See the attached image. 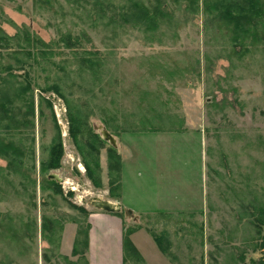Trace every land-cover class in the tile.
<instances>
[{
	"label": "rangeland",
	"instance_id": "obj_1",
	"mask_svg": "<svg viewBox=\"0 0 264 264\" xmlns=\"http://www.w3.org/2000/svg\"><path fill=\"white\" fill-rule=\"evenodd\" d=\"M120 2L113 0V5ZM0 8L17 25H27L51 43L52 52L33 65L40 85L58 83L98 134L102 128L113 137L123 132L122 127L139 128L131 135L129 164L140 175L127 174L125 193L150 205L157 193L162 199L175 195L180 202L183 192V206H204L198 213L127 218L125 227L163 229L168 240L188 243L246 240L250 248L260 242L261 232L251 224L249 212L264 200V47L235 54L217 31L204 29L201 13L184 22L178 9L171 27L162 25L148 32L130 23L123 26L118 16L111 22L92 18L64 0L49 6L33 0H0ZM1 26L10 35L15 32L6 22ZM66 33L77 36L82 48L99 56L93 74L77 73V62L61 41ZM7 59L14 62L9 56L1 61ZM34 93L52 101L60 127L61 166L50 173L57 175L62 196L42 194L37 173L35 188L22 183L19 175L0 174V264H86V248L73 254V244L69 245L78 224L84 225L87 213L94 209L92 198L115 202L108 190L110 142L99 151L102 186L96 187L68 135L64 99L54 91L36 88ZM48 115L34 128L36 169L39 146L53 134ZM152 116L162 130H140L146 126L143 118ZM114 147L120 155V146ZM5 165L0 157V169ZM170 177L177 187L171 186ZM32 188L34 201L29 200ZM47 219L53 224L44 230L41 223ZM135 256L126 255L124 264H143ZM180 260V264H200L197 259L187 260L186 254Z\"/></svg>",
	"mask_w": 264,
	"mask_h": 264
},
{
	"label": "trees",
	"instance_id": "obj_2",
	"mask_svg": "<svg viewBox=\"0 0 264 264\" xmlns=\"http://www.w3.org/2000/svg\"><path fill=\"white\" fill-rule=\"evenodd\" d=\"M56 1L58 0H33L34 4L45 3L48 6ZM64 1L82 9L92 18H105L111 22L114 21L113 17L118 16V22L123 26L130 23L137 27L141 26L148 32L162 25L171 27L172 23L177 20L174 16L177 9L184 13V22H190L194 13H201L204 29L217 31L223 44L229 46L231 52L237 54L248 51L249 48L264 47V0H121L117 6L113 5V0ZM3 22L13 26L15 32L8 34L1 26ZM71 36L70 33H66L61 36V41L70 48L77 62L75 68L77 73L86 70L93 74L95 67H98L99 56L95 52L82 48L77 36ZM51 46L50 42L43 41L30 31L27 25H17L0 8V157L6 161V165L0 169V174L3 172L5 177L19 175L22 183H30L35 188L34 175L37 173L40 176L39 191L42 194H51L53 197L58 194L62 196L60 183L49 176L51 170L61 166L63 156L61 132L54 116L52 101L42 94L35 97L34 90L39 88L44 92L54 91L64 99L67 106L68 135L80 155L87 177L96 187L102 186L99 151L108 142L93 130L87 120V115L79 112L82 111L80 108L72 107L58 83L40 85L37 81L38 75L34 72L33 65L39 63L38 58H46L52 52ZM4 56L11 57L14 62L8 59L2 62L1 59ZM51 64H55L53 60ZM19 70L21 72H17ZM46 113L49 114L48 117L52 122L53 134L48 142L41 143L39 146L38 169H36L34 128L36 124L39 125L45 119ZM154 117L152 116L151 120L143 118L142 122L146 126H142L140 130H162V127L154 122ZM122 130L138 131L139 128L122 127ZM108 146L111 151L107 159L108 190L111 192L110 196L115 197L120 188L121 160L120 155L115 152V147L111 144ZM31 193H29V200L33 198L34 201L35 190L33 188ZM67 193L72 194L71 191ZM70 205L79 208L75 204ZM113 213L122 218L124 216L123 208ZM249 215L251 224L257 227V232H261L260 245L264 247V200L256 207L253 206ZM47 221L49 223L46 225ZM52 224L53 220L47 219L42 221L41 228L51 229ZM78 226L71 250L73 254L81 253L87 247L88 222H84L82 226L80 223ZM140 227L141 225L125 227L124 261L126 255L130 256V254L139 258L129 239V234ZM144 228L165 251L168 245L166 231L163 229L155 231L149 226Z\"/></svg>",
	"mask_w": 264,
	"mask_h": 264
},
{
	"label": "crops",
	"instance_id": "obj_3",
	"mask_svg": "<svg viewBox=\"0 0 264 264\" xmlns=\"http://www.w3.org/2000/svg\"><path fill=\"white\" fill-rule=\"evenodd\" d=\"M133 133V130H127L121 132L117 136L114 135V137H116L115 142L122 150H120L119 193L117 196L111 197V199L120 204L121 208H129L132 211V216L129 217L124 215L122 218L114 213L96 208L89 210L87 213L89 228L87 247L85 250L86 264H124L123 238L125 231L124 224L127 218H136L145 214L152 217L153 214L160 215L161 213L190 214L198 213L202 207L204 209L203 203L197 206L192 204L183 206V202L186 200L183 198V192L179 194L181 197L180 202L177 201L175 195L170 197L167 196L162 199V195L157 193L155 201L150 205L144 202L142 198L139 200V198L130 197L128 191L126 192L127 194L124 192V180L125 178L127 179V174L129 176L135 174V177L140 175L139 173H135L133 164H129L134 144L131 136ZM170 178L172 181L171 186L177 187L175 178ZM170 178L167 179L169 180ZM132 179L128 180V182L130 183ZM136 197L138 196L136 195ZM145 229L146 228L141 227L140 229L132 231L130 233L131 235L129 234V239L139 255L138 260L143 262V264H180V258L185 254L187 260L193 262L197 259L200 264L264 263V247L260 245V242H258L259 244L255 243L254 247L249 244L251 247L248 248L249 242L245 246L246 240H196L195 242L194 240H190L191 242L189 243L185 242V240H168L167 249L164 251L158 246L150 232ZM75 232L76 229L73 234H75ZM74 236L75 235H73L71 240V245H69L70 247L73 244ZM191 243H194V245H191ZM241 243H244L242 244L243 248L240 247Z\"/></svg>",
	"mask_w": 264,
	"mask_h": 264
},
{
	"label": "water",
	"instance_id": "obj_4",
	"mask_svg": "<svg viewBox=\"0 0 264 264\" xmlns=\"http://www.w3.org/2000/svg\"><path fill=\"white\" fill-rule=\"evenodd\" d=\"M100 133H101L100 134L101 137L108 140L111 145L114 146L116 144L113 135L110 134L105 128H102ZM49 176L58 180V177L55 173H50ZM90 204L96 209H100L111 213L118 212L121 210V206L119 203L110 201L108 199L92 198L90 200ZM123 211L125 216H129V217L132 216V211L129 208L123 209Z\"/></svg>",
	"mask_w": 264,
	"mask_h": 264
}]
</instances>
